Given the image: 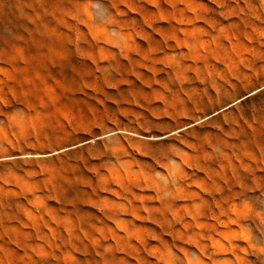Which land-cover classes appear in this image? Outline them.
I'll return each mask as SVG.
<instances>
[{"label": "rangeland", "instance_id": "obj_1", "mask_svg": "<svg viewBox=\"0 0 264 264\" xmlns=\"http://www.w3.org/2000/svg\"><path fill=\"white\" fill-rule=\"evenodd\" d=\"M0 264H264V0H0Z\"/></svg>", "mask_w": 264, "mask_h": 264}]
</instances>
